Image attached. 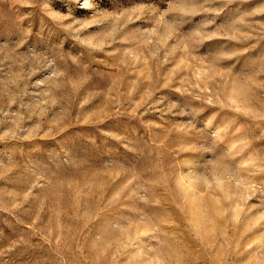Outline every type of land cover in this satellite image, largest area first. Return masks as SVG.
<instances>
[{
  "label": "rangeland",
  "instance_id": "1",
  "mask_svg": "<svg viewBox=\"0 0 264 264\" xmlns=\"http://www.w3.org/2000/svg\"><path fill=\"white\" fill-rule=\"evenodd\" d=\"M0 264H264V0H0Z\"/></svg>",
  "mask_w": 264,
  "mask_h": 264
}]
</instances>
